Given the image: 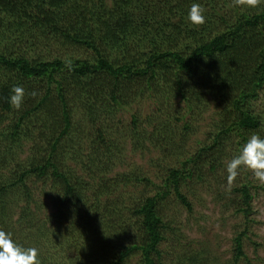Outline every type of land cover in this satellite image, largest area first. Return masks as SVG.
I'll return each instance as SVG.
<instances>
[{"label":"trees","instance_id":"obj_1","mask_svg":"<svg viewBox=\"0 0 264 264\" xmlns=\"http://www.w3.org/2000/svg\"><path fill=\"white\" fill-rule=\"evenodd\" d=\"M193 4L203 9L204 23L189 21ZM16 34L52 39L65 48L50 58L0 51L3 74L38 80L19 108L9 102L14 87L0 82V230L21 247L37 249L40 264H63L41 252L49 220L71 228L61 242L74 249L70 260L77 257L74 235L80 228L95 234L98 248L87 252L94 264H125L136 252L137 264H206L200 251H174L181 239L163 202L173 193L191 210L182 185L210 175L217 183L231 182L230 204L250 219L253 172L229 179L226 165L253 133L264 138V104L258 105L264 100V0H0V40ZM137 99L150 100L154 112L144 120L130 112L126 125L119 115L112 121ZM210 103L217 109L206 137L178 155L159 182L133 170L106 177L115 165L109 150L120 134L135 149L146 143L182 148L175 140L188 139L195 130L192 116ZM76 110L81 120L73 119ZM82 139L91 142L87 154ZM66 158L86 173L75 174ZM46 178L56 186L49 195L53 210L35 222L31 184ZM134 181L146 187L129 205L117 188ZM110 193L115 194L109 198ZM14 221L16 227H9ZM248 228L245 222L232 238L234 263L245 256ZM127 230L133 233L122 242L119 235ZM167 233L179 242L165 263L164 254L171 253L160 244L170 239Z\"/></svg>","mask_w":264,"mask_h":264},{"label":"rangeland","instance_id":"obj_2","mask_svg":"<svg viewBox=\"0 0 264 264\" xmlns=\"http://www.w3.org/2000/svg\"><path fill=\"white\" fill-rule=\"evenodd\" d=\"M44 38V37H43ZM42 38V39H43ZM0 40V51L7 53H25L30 56L50 58L55 55L63 54L64 46H61L58 41L49 39H31L29 35H17L8 37L3 36ZM40 39V40H39ZM41 41V42H40ZM0 82H7L13 87L20 86L23 89V99L27 96L29 87H36L38 80L19 78L15 74L5 75L0 71ZM44 83V82H43ZM263 94L261 97L263 98ZM212 102V101H209ZM264 100L258 101V105L262 106ZM264 106V105H263ZM154 105L148 99L133 100V103L129 108L115 112L112 115V121L116 122L118 115L120 116L121 123L126 125L130 122V112L137 111L141 118L144 120V116H148L154 112ZM216 107L210 103L205 111H200V114L192 116V127L195 128L193 133H190L186 141L175 140L176 145L183 144L182 148L173 147H160L145 144L139 149L133 147V142L130 138L124 137L125 134H120V138L116 140L115 147H112L109 152L115 161V165L111 171L106 174V177H114L116 173L123 171H135L140 174H146L152 181L159 182L160 176L164 174L165 169L170 165L177 164L178 155L187 154L188 150L193 148L195 140H203L206 137L205 131L212 127L213 119L215 120ZM80 111L76 110L73 119L81 120ZM84 121V120H82ZM113 130V129H112ZM83 135L85 132L82 133ZM118 135V134H117ZM124 137V138H122ZM65 139H69L66 135ZM83 149V153L87 154L90 150V144L88 139H82L79 143ZM28 145L24 147V152L21 155V159L24 160L28 154ZM175 145V146H176ZM78 147V144H76ZM182 157V156H180ZM76 161L66 158L65 164L73 168L75 174H83L85 168L78 165ZM251 169L243 167L237 175L244 176L249 173ZM227 172V171H226ZM224 171H219L221 176ZM209 175V174H208ZM253 175H248V177ZM205 181L185 180V184L182 185V192L186 194L187 199L191 203V210H188L186 206L179 202L175 198V195L171 193L165 200V213L166 218L172 219V226L174 232L178 233V237L181 239V244L176 247L177 241L174 234L170 235V239L163 241L160 246L170 251V254H164L163 259L165 263L169 262V259L173 255L174 251H181L182 248L192 249L193 251H200V254L207 259L206 264H264V183H261L256 178L252 180L250 191L252 192L251 207L252 211L248 217L252 220L244 219V216L235 212V206L230 204V198L235 194L231 189V182L217 183L210 175ZM244 178V177H243ZM221 180V179H219ZM32 187L35 189L34 201L30 204L31 213L35 216V222H40V218H50V212L53 208L50 204L49 195L56 189L51 180L45 179L44 183L41 180L33 182ZM146 187L142 181H134L127 185H120L117 188V192L122 195V200L126 204L131 205L133 201H139L144 195L140 192ZM152 193L151 186L147 188ZM115 192V193H117ZM88 193H91L90 190ZM113 193V194H115ZM113 194H109V198L113 197ZM106 198V196H105ZM124 203V202H123ZM21 205V204H20ZM131 207V206H130ZM20 210V208H18ZM125 215L130 214V209L125 210ZM18 212H14L13 219L18 217ZM167 219V220H168ZM249 224V228L243 237V251L244 257H240L236 263L233 261L232 238L237 232H239L243 225ZM9 227H16V222ZM66 223V220H65ZM56 221L49 220L46 227L48 229V236L42 240L44 247L41 250L43 254H49L53 256V261L63 264H94V255L87 256L89 247L98 248L94 245L95 234H82L78 228L75 231L74 240L78 248L77 257L70 260L68 257H72L73 250H67L65 244L61 242L69 234V230L66 229L65 224H61L58 228ZM132 230L125 231L122 236L119 235L122 242L126 239H130L133 232ZM15 236L23 237L21 233H17ZM177 256V255H176ZM140 258V253L136 252L131 256L125 264H137Z\"/></svg>","mask_w":264,"mask_h":264},{"label":"clouds","instance_id":"obj_3","mask_svg":"<svg viewBox=\"0 0 264 264\" xmlns=\"http://www.w3.org/2000/svg\"><path fill=\"white\" fill-rule=\"evenodd\" d=\"M188 19L195 24L204 23L203 9L193 4L188 11ZM23 101V89L15 86L9 102L19 108ZM245 166L252 170L253 176L264 183V138L253 133L242 146L238 155L226 165L229 179L237 175L238 169ZM0 264H40L35 248H23L17 244L10 233L0 230Z\"/></svg>","mask_w":264,"mask_h":264}]
</instances>
